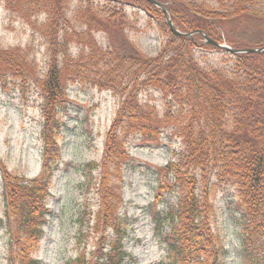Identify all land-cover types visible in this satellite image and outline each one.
I'll list each match as a JSON object with an SVG mask.
<instances>
[{
  "label": "trees",
  "instance_id": "1",
  "mask_svg": "<svg viewBox=\"0 0 264 264\" xmlns=\"http://www.w3.org/2000/svg\"><path fill=\"white\" fill-rule=\"evenodd\" d=\"M155 1L175 29L195 34L174 35L162 10L144 0H0L45 49L40 70L30 45L0 46V89L33 87L43 100L39 176L21 178L0 159V226L8 228L17 249L9 257L17 264H40L33 254L47 224L68 87L75 82L112 92L119 105L100 164L88 166L97 172L88 178L98 203L95 248L92 257L66 264L126 263L128 231L116 178L131 160V142L159 143L163 136L179 144L168 164L155 171L156 204L166 192L176 196L156 218L159 228L170 231V264H225L227 234L215 203L223 189L235 195L236 264H264V55H231L197 33L232 49L264 48V0ZM141 19L162 38L155 55L131 40Z\"/></svg>",
  "mask_w": 264,
  "mask_h": 264
},
{
  "label": "rangeland",
  "instance_id": "2",
  "mask_svg": "<svg viewBox=\"0 0 264 264\" xmlns=\"http://www.w3.org/2000/svg\"><path fill=\"white\" fill-rule=\"evenodd\" d=\"M145 29V30H144ZM131 40L146 54L155 55L162 38L155 28L141 19ZM30 45L40 70L44 68L45 49L39 37H33L22 22L0 5V46ZM0 89V159L11 173L33 179L42 170L43 117L39 90L23 91L7 86ZM69 103L63 114L65 127L61 135V157L54 166L48 197L47 224L41 243L33 256L40 264H66L78 256L92 257L96 234L93 224L98 209L94 182L97 172L88 167L100 164L106 132L115 116L119 100L108 90L90 84L69 83ZM158 102V97L154 96ZM159 104V103H158ZM178 142L170 143L163 136L159 143L139 139L129 146L130 161L116 178L123 196L121 217L127 227L126 250L130 254L125 264H170L166 240L170 236L165 226L159 228L156 218L162 217L176 202L175 194L164 193L156 204L158 179L155 171L171 160ZM0 174V219L4 218V190ZM84 180L86 185L83 186ZM231 189L218 191L215 203L218 224L227 234L225 264H236L238 233L233 224L236 209ZM8 228L0 226V264H17L9 255L16 252Z\"/></svg>",
  "mask_w": 264,
  "mask_h": 264
},
{
  "label": "water",
  "instance_id": "3",
  "mask_svg": "<svg viewBox=\"0 0 264 264\" xmlns=\"http://www.w3.org/2000/svg\"><path fill=\"white\" fill-rule=\"evenodd\" d=\"M146 2H149L150 4L154 5L155 7L159 8L162 10V12L164 13L166 18V23L168 28L170 29V31L179 37H187V38H191V36H193L195 33H182L180 31H178L177 29H175L173 21H172V17H170L171 15L168 13V11L157 1L155 0H144ZM199 34H202L204 40H205V44L208 45H213L219 49H222L224 51H227L229 53H231V55H242V54H263L264 55V48H253V49H232L231 47H229L227 44L223 43L220 45V43H215L214 41H212L206 34H204L203 32L199 31L197 32Z\"/></svg>",
  "mask_w": 264,
  "mask_h": 264
}]
</instances>
